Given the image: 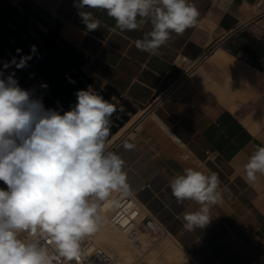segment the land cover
Returning a JSON list of instances; mask_svg holds the SVG:
<instances>
[{"label":"crops","instance_id":"0c3cea01","mask_svg":"<svg viewBox=\"0 0 264 264\" xmlns=\"http://www.w3.org/2000/svg\"><path fill=\"white\" fill-rule=\"evenodd\" d=\"M28 1L60 20L59 35L83 53L82 68L94 84L112 86L117 101L133 106L120 128L139 114L107 150L125 161L127 185L143 205L192 235L194 248L184 243L196 264L256 263L264 255V175L250 183L244 165L264 146V0H189L197 22L173 33L156 55L135 46L151 29L148 22L113 32L114 20L93 10L101 27L88 32L74 0ZM126 140L135 147L126 150ZM188 167L220 181L211 221L195 232L184 229L183 215L199 205L178 204L169 187Z\"/></svg>","mask_w":264,"mask_h":264},{"label":"clouds","instance_id":"9594fccd","mask_svg":"<svg viewBox=\"0 0 264 264\" xmlns=\"http://www.w3.org/2000/svg\"><path fill=\"white\" fill-rule=\"evenodd\" d=\"M74 7L88 32L101 27L93 10L114 20L113 32L140 30L150 23L135 46L152 55L173 33L182 35L194 26L199 16L189 0H74ZM29 59L17 62L13 57L4 68H24ZM75 96L68 111L46 108L42 96L19 85L15 72L0 70V182L6 186L0 187V264H53L56 255L37 237L50 238L55 253L70 264L81 255L84 238L98 231L99 202L128 189L125 161L106 148L116 104L91 85ZM152 120L171 134L158 117ZM123 147L135 145L126 140ZM244 171L250 183L264 175V146L249 156ZM219 184L215 173L192 167L170 179L178 204L199 205L184 213L186 231L210 223L211 208L221 200Z\"/></svg>","mask_w":264,"mask_h":264},{"label":"trees","instance_id":"16d2710c","mask_svg":"<svg viewBox=\"0 0 264 264\" xmlns=\"http://www.w3.org/2000/svg\"><path fill=\"white\" fill-rule=\"evenodd\" d=\"M60 26L57 17L31 1L0 0V70H4L5 75L15 72L22 88L32 89L42 96L46 108L62 112L70 110L76 103L78 90L94 86L117 107L111 118L110 138L129 119L128 112L135 109L126 100L118 102L114 98L117 91L112 86L94 84L93 78L82 68L83 53L59 35ZM32 46H35L34 50ZM25 56H31L26 67L17 69L13 64L4 68L5 62H10L13 57L19 62ZM69 78L74 83L69 82ZM42 84L48 87L42 88ZM122 104H126V108H122ZM0 187H3L1 182Z\"/></svg>","mask_w":264,"mask_h":264},{"label":"built area","instance_id":"2783aa9c","mask_svg":"<svg viewBox=\"0 0 264 264\" xmlns=\"http://www.w3.org/2000/svg\"><path fill=\"white\" fill-rule=\"evenodd\" d=\"M138 199L137 194L129 187L126 192H111L104 201L99 202V228L108 222L134 243L139 242L144 234L162 230L164 223L149 208L137 205ZM95 234L84 238L81 242V255L70 264H120L108 250L95 241ZM37 238L56 255L53 264H64V258L55 253L56 245L50 238Z\"/></svg>","mask_w":264,"mask_h":264},{"label":"bare ground","instance_id":"6f19581e","mask_svg":"<svg viewBox=\"0 0 264 264\" xmlns=\"http://www.w3.org/2000/svg\"><path fill=\"white\" fill-rule=\"evenodd\" d=\"M139 112V111H138ZM141 113V112H140ZM137 115V114H136ZM135 116V115H134ZM134 119V118H132ZM130 120V119H129ZM122 128L119 131H116L108 140H107V144H106V148L108 149L117 139V137L120 136ZM138 201L141 203V205L143 206V203L140 201V199H138ZM138 205V204H137ZM145 206V205H144ZM115 226V225H114ZM116 227V226H115ZM118 230V229H117ZM116 229L113 228V225L106 222L104 223L96 232L95 234V241L97 243H99L101 246H103L106 250H108L110 252V254H112L116 260L120 263V264H132L131 262L134 259L135 256V249L131 248V246H129V239L127 237L126 234L118 232ZM167 236H169L168 234H166ZM165 238L163 236V245L166 247V252L164 255H159L160 257L157 258L156 255H154L155 253L152 251V253H154L153 255L151 254V259L149 262H147V259L144 260L146 262H138L136 264H156V262L159 261V263L157 264H179L182 263V258H181V254L178 253L177 251V247L175 246L174 241L172 240L171 237H166ZM173 237V236H172ZM143 244L146 246L148 244V240L146 238H144L143 240ZM140 242V241H139ZM161 242V243H162ZM160 245V244H158ZM162 245V246H163ZM142 246V245H141ZM151 246H153L151 244ZM156 246V245H155ZM163 246V247H164ZM144 247V246H143ZM148 247V246H147ZM146 247V248H147ZM150 247V246H149ZM161 247V245H160ZM177 248V249H176ZM154 249V248H153ZM149 250V249H148ZM147 250V251H148ZM158 251V250H157ZM138 252L141 254V252H143L142 249L138 248ZM146 252V251H144ZM143 252V253H144ZM148 253V252H147ZM150 253V252H149ZM145 254V253H144ZM154 256V257H152ZM149 257V255H148ZM186 257V254L185 256ZM187 258V257H186ZM185 259V258H184ZM186 260V259H185ZM141 261V260H140ZM135 264V263H133ZM188 264V261H187ZM194 264V263H193Z\"/></svg>","mask_w":264,"mask_h":264},{"label":"rangeland","instance_id":"374dc122","mask_svg":"<svg viewBox=\"0 0 264 264\" xmlns=\"http://www.w3.org/2000/svg\"><path fill=\"white\" fill-rule=\"evenodd\" d=\"M94 87V86H92ZM118 102H121V100H119ZM122 108H126V104H122ZM129 114L131 113V111L128 112ZM139 114L133 116L134 119H132V121H128L126 123V125L124 127H122V132L127 129L130 125H132L136 119H137V116ZM121 129V128H120ZM121 132V133H122ZM1 186H5L3 185V183L1 182ZM140 205V204H139ZM164 223V222H163ZM165 227L162 228V230H158L156 232H152V233H147V234H144L140 237V242H137V243H134V242H131L129 240V246H131V248H134L135 249V256H134V259L133 261L131 262L132 264L133 263H138V262H146L144 260L147 259V262H149L151 259V254L153 255H156L157 258H159L161 255H164L165 252H166V247L163 245V239L165 238V235L168 234L169 236L166 235V237H171L172 240L174 241L175 243V246L178 248L177 251L178 253L181 254V258H182V263H179V264H187V261H188V264H196L195 263V260L194 258L192 257V255L189 253V251L187 250L186 248V244L184 242H186L189 246H191L192 248H194V240H193V237L190 233H186L182 230V228L179 226V223L178 222H174L173 223V228L169 227V226H166V224L164 223ZM113 228L114 229H118L117 227H115L113 225ZM118 232H120V230L118 229L117 230ZM122 233V232H121ZM164 236V238H163ZM173 236V237H172ZM146 238L149 242L148 244L145 246L143 244V239ZM162 240V241H161ZM162 242V243H161ZM151 244L153 246H151ZM160 244V245H158ZM142 245V246H141ZM156 245V246H155ZM164 247H163V246ZM144 246V247H143ZM148 246V247H147ZM150 246V247H149ZM147 247V248H146ZM138 248L142 249L143 252L146 251V252H141V254L138 252ZM154 248V249H153ZM149 249V250H148ZM196 249L198 250L199 247L196 246ZM148 250V251H147ZM152 250L154 253H152ZM158 250V251H157ZM148 252V253H147ZM150 252V253H149ZM186 254V257H184ZM149 255V257H148ZM160 255V256H159ZM154 257V256H152ZM186 260H185V259ZM141 260V261H140ZM138 261V262H137ZM159 263L156 262V264ZM243 264V263H241ZM253 264H264V255L256 262V263H253Z\"/></svg>","mask_w":264,"mask_h":264}]
</instances>
